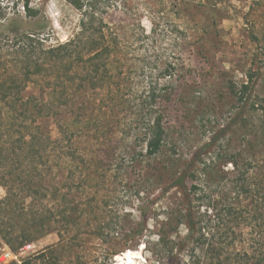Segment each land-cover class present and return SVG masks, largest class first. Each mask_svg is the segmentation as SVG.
Here are the masks:
<instances>
[{"label":"rangeland","instance_id":"374dc122","mask_svg":"<svg viewBox=\"0 0 264 264\" xmlns=\"http://www.w3.org/2000/svg\"><path fill=\"white\" fill-rule=\"evenodd\" d=\"M11 1L10 10L0 6V99L11 97L0 102V201L11 198L1 205L0 244L18 249L6 238L25 228L35 238L25 243L35 245L30 264H196L199 233L187 238L186 196L175 185L192 172L197 231L239 251L253 232L252 203L232 190L247 176L238 170L252 162L256 182L264 167V0ZM71 38L109 48L94 81L81 73L69 81L80 63L41 52L37 81L24 89L25 47ZM155 120L163 145L149 155ZM7 124L41 125L49 157L29 168ZM222 128L227 134L202 150ZM29 190L43 226L27 227L21 214Z\"/></svg>","mask_w":264,"mask_h":264},{"label":"trees","instance_id":"16d2710c","mask_svg":"<svg viewBox=\"0 0 264 264\" xmlns=\"http://www.w3.org/2000/svg\"><path fill=\"white\" fill-rule=\"evenodd\" d=\"M74 1L75 0H70ZM77 5V4H76ZM81 7V6H79ZM26 11L28 12V15H34L31 14L32 10L28 7L26 4ZM82 29H85L86 22L84 19H82ZM30 39H32L31 35H27ZM106 51H109V48L105 46L104 48L101 46L96 45H90L88 47H80V45L76 42L75 38L68 39L65 42H59L57 45L51 46L45 50L42 48L40 49L36 45H28L24 49L25 58H26V70L24 73L23 78V85L22 87L25 89L27 85L30 82L37 81L36 77L38 75L39 70L37 69L38 66L41 65L40 60L43 59L46 56L51 61L57 62V63H80L78 64V68L76 71H70L68 75V80L71 81L73 79V74L81 73L83 75L88 76L90 81H94L93 78V72L98 71V68L96 67L98 64L96 63L98 59H100ZM44 53L45 56L41 55L40 53ZM50 62V61H49ZM81 65V66H80ZM32 66H36V69L31 70ZM95 67V68H94ZM80 69L81 72H78ZM95 69V70H94ZM96 74V73H95ZM84 84V82H81ZM101 86L98 85L97 87ZM103 86V85H102ZM5 87V81L0 80V90L4 89ZM249 84H244V88L248 89ZM251 88L253 86H250ZM65 88H67V85H65ZM249 90H252V89ZM252 92V91H251ZM2 96V100H4L5 103L9 99L10 96ZM252 96V93L249 95V97L244 101V103L247 102L248 99H250ZM11 98V97H10ZM39 98V97H38ZM36 97L32 96V99H38ZM55 97L51 98V101H53ZM241 99L242 96H241ZM0 99V102L2 101ZM37 101V100H36ZM28 101H26L22 106L24 107L27 104ZM43 103V102H42ZM39 104V101H37V105ZM17 107V105H16ZM264 112V107H263ZM154 126L152 127V132L147 140L146 143V150L149 155H155L157 154L163 145V129L161 128L160 122L158 120L154 121ZM6 125V124H5ZM41 125L33 126L31 124H26L22 129L23 130H17L14 128V124H7V129L5 132L10 138L16 139V141L19 142L17 149H14V154L17 156L24 155L25 159L27 160V163L29 165V168H32L33 165L36 162V157H39L41 160L44 159V157H49L50 155V148L48 144L45 142V140L41 137H39L37 134L42 133ZM229 129L222 128L219 130L212 138V140L208 143H206L203 148H201L204 151H208L212 146L214 141L221 137L222 135L227 134ZM49 141H52L51 135L46 134L44 136ZM262 151H264V148H262ZM229 162H232V164L238 168V162L235 159L229 160ZM196 162L194 161L192 163V166H195ZM252 165V162H250V166H246L243 168V170H238L239 173H245L247 176L242 180H236V184L238 185L236 190H232V192L235 195V198L237 200H241V197H244L245 200L250 198V202L252 203L249 208L248 212V218L250 220V223L252 226V234L250 238L247 241H244V244H242L239 251H236L232 244L227 245L225 243H222L221 241H218L214 234L210 236L209 232L203 230V228L200 229V231H197V220L194 215L193 211V199L192 195L196 192V190L200 187V185L193 184L191 186L188 185V178L191 177L192 172L188 174L187 172L182 173L176 180L175 185L178 186L182 193L186 196L187 206H186V218H187V229L188 234L187 238H194L195 234L198 232V248L201 251V255L199 256V261L196 264H264V167L261 165H258L256 163V167L259 166L260 170H256V178L259 179L256 182H252L249 178V173L255 170V168L250 169ZM258 165V166H257ZM264 166V165H263ZM207 176V175H206ZM255 176V175H254ZM34 183L29 182L28 188L32 189ZM36 190H29L25 194H21L20 200H21V214L26 219L27 227H33L38 225H45V223H40V221L37 218V212L34 210L35 207V200L37 201V192ZM238 191V192H237ZM243 194H245L243 196ZM27 198H31L30 202H25ZM23 201V202H22ZM1 205H4L6 207H9L11 205V198L10 195L3 200L0 201V211H1ZM232 209V208H231ZM217 214V213H216ZM215 216V215H214ZM27 231V232H26ZM31 232L28 229L20 230L19 233L16 235L15 240H12L11 238H6V242L11 245L15 243L18 244V247H22L25 245L26 242L33 241L35 238L34 236L31 237ZM0 234L2 237H6L5 232L0 225ZM196 239V238H195ZM194 239V240H195ZM18 248V249H19ZM233 249V252L230 251ZM18 249L14 250L17 251ZM10 264H18V263H10ZM22 264H30L29 260H24Z\"/></svg>","mask_w":264,"mask_h":264},{"label":"built area","instance_id":"2783aa9c","mask_svg":"<svg viewBox=\"0 0 264 264\" xmlns=\"http://www.w3.org/2000/svg\"><path fill=\"white\" fill-rule=\"evenodd\" d=\"M14 2L11 0H0V6L4 9H12ZM26 6L24 3L17 4V10L20 13H24ZM34 243H28L23 245L17 251H13L7 244L1 243L0 244V264H8L10 262H15L18 264H22L25 260L26 254L30 252H34Z\"/></svg>","mask_w":264,"mask_h":264},{"label":"bare ground","instance_id":"6f19581e","mask_svg":"<svg viewBox=\"0 0 264 264\" xmlns=\"http://www.w3.org/2000/svg\"><path fill=\"white\" fill-rule=\"evenodd\" d=\"M127 258L129 261H131V260L134 261V255H130V256L128 255ZM131 264H133V263L131 262Z\"/></svg>","mask_w":264,"mask_h":264}]
</instances>
